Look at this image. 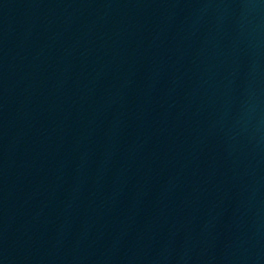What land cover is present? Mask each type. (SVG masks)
<instances>
[{"label":"water","instance_id":"water-1","mask_svg":"<svg viewBox=\"0 0 264 264\" xmlns=\"http://www.w3.org/2000/svg\"><path fill=\"white\" fill-rule=\"evenodd\" d=\"M0 264H264V0H0Z\"/></svg>","mask_w":264,"mask_h":264}]
</instances>
